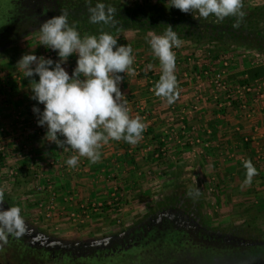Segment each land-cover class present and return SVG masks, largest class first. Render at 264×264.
<instances>
[{
	"label": "rangeland",
	"instance_id": "374dc122",
	"mask_svg": "<svg viewBox=\"0 0 264 264\" xmlns=\"http://www.w3.org/2000/svg\"><path fill=\"white\" fill-rule=\"evenodd\" d=\"M146 1L158 0H126V3ZM242 3L249 6L263 4L264 0H242ZM129 32L130 35L127 37L118 34V42L131 44L134 56L138 59L142 60L140 57L153 54L147 40L149 35L131 30ZM38 37L39 27L30 30L9 48L0 51V113L9 112L5 110L6 106L16 114L21 111L20 118H14L16 120L14 122H2L0 118V127H4V133L0 134V146L5 150L0 160V191H3L4 198L11 206L20 208V215L26 222L36 226L55 243L99 242L125 232L150 209L156 212L166 207L167 201L164 199L167 192L181 193L185 190L194 192L199 189V195L194 197L201 200L202 215L209 225L222 230L233 227L246 228L243 230L250 231L251 235L257 232L264 235V136L257 138L255 135L257 132L249 135L243 131L248 123L258 117L261 119L256 124V129L264 131V78L263 81H253L249 84L251 85L249 91L243 89L241 87L243 84H240L246 71L251 67H257L252 65L251 57L264 55L254 49L192 45L185 41H182L179 48H173L177 66H175L176 97L172 103H168L164 97L162 108H169L170 113L175 115L165 122L163 127H151L152 129L145 127L146 136L138 142V148L141 150V153L138 152L140 156L138 161L141 160L147 167L144 168L142 165V169L139 167L140 169L124 177L119 175L123 172L121 173L118 167H116L118 175L108 176L114 170L101 172L105 177L102 179L107 180V184L101 186L102 191H96L95 198L91 199L110 201L111 206L105 205L99 212H90L89 219L79 223L67 214L72 206H67L64 201L62 204L59 199L62 195L59 192L67 191L65 186L62 187L63 182L59 183L61 181L59 178L50 180L52 187L55 188L57 201L60 202L58 205L64 206V209L52 213L50 217L40 214L43 210H40L39 204L48 201L49 193L46 186L39 190L35 182L36 154L29 151H26V154L21 152L22 146L31 145L21 141L23 136L21 133L24 131L21 128L26 126V121L21 118L23 116L25 118L29 111L26 112V78L16 66V62L26 50L37 51ZM178 50H182V53ZM73 59L71 55L68 61L71 60V64L75 63L76 59ZM153 62V65L160 63L155 60ZM258 62L264 64V60ZM139 63L136 62L138 65ZM134 68L136 76H140L142 73L139 67ZM160 72L161 70L151 74V77L160 75ZM217 73L221 76L219 82L226 81L225 89L217 87L215 82ZM237 96L242 98L236 99ZM17 100H21L19 108L18 103H15ZM125 100L138 102L132 95ZM201 105L204 106L203 109ZM149 114L145 118H148ZM31 115L29 114V117ZM234 115H238L240 119L236 120ZM139 116L142 117L141 114ZM198 117L202 119L198 121ZM33 123L30 122L32 131L44 135L46 129ZM208 129L210 133L205 131ZM188 133L190 137H187ZM252 135L254 136L251 137ZM197 137L207 138L211 143L202 154L198 153L200 143L190 144V140ZM246 137L249 141L245 140ZM162 138L165 141H162ZM115 142L117 143V140ZM11 143L19 145L12 151L11 146L9 147ZM38 143L37 141L36 144ZM161 144H166L168 149L164 154L159 152L155 157L152 149H158ZM242 159L251 160L257 169L251 184L243 183L246 168ZM15 169L17 173L14 177L10 176V171ZM236 169L239 171L245 169V174H238ZM232 172L236 174L233 175ZM45 182L41 178L39 183L44 187ZM80 185L84 188L87 186L85 183ZM115 188L119 197L117 200H114L116 195H111ZM84 191L86 192V189ZM85 196L87 197L84 194ZM87 200L88 198L83 201ZM78 202L81 203L82 200ZM76 208L75 205L74 209ZM163 213L164 211L161 214Z\"/></svg>",
	"mask_w": 264,
	"mask_h": 264
},
{
	"label": "clouds",
	"instance_id": "9594fccd",
	"mask_svg": "<svg viewBox=\"0 0 264 264\" xmlns=\"http://www.w3.org/2000/svg\"><path fill=\"white\" fill-rule=\"evenodd\" d=\"M85 2L91 23H116L115 6L105 0H96L95 4L92 0ZM167 7L190 12L196 19L213 16L216 22L236 16L234 27L239 26V18L245 15L242 0H168ZM68 15L65 9L39 24L37 45L54 51L58 59L29 51L21 55L16 66L24 78H30V99L36 101L32 111L36 123L46 129L43 140L61 149L75 150L77 154L66 160L67 165L75 167L80 157H87L92 163L100 160V149L110 140L138 143L146 125L140 116L129 115L120 87L123 74L135 72L132 47L119 43L117 36L106 31L81 35L69 23ZM147 40L161 68L154 94L172 103L177 85L173 48H179L182 41L171 25L162 34H149ZM72 54H76V63L70 74L64 65ZM244 167L243 183L251 184L257 169L251 160H245ZM189 195H199V189ZM20 211L18 206L4 207L0 191V241L6 240L8 233L19 235L24 231Z\"/></svg>",
	"mask_w": 264,
	"mask_h": 264
},
{
	"label": "flooded vegetation",
	"instance_id": "af4514ba",
	"mask_svg": "<svg viewBox=\"0 0 264 264\" xmlns=\"http://www.w3.org/2000/svg\"><path fill=\"white\" fill-rule=\"evenodd\" d=\"M65 9L68 0H0V28L7 24L0 51ZM3 206L12 207L6 199ZM22 219L24 231L0 241V264H261L253 249L264 246L238 244L235 234L211 230L179 206L158 209L137 227L99 242L55 243ZM167 234V241L157 242Z\"/></svg>",
	"mask_w": 264,
	"mask_h": 264
},
{
	"label": "trees",
	"instance_id": "16d2710c",
	"mask_svg": "<svg viewBox=\"0 0 264 264\" xmlns=\"http://www.w3.org/2000/svg\"><path fill=\"white\" fill-rule=\"evenodd\" d=\"M95 2L96 0H92L93 4ZM105 2L118 9L114 25L91 23L88 19V5L85 0H68L69 23L74 24L81 35L98 34L101 31H106L115 36L130 30L144 35L151 33L162 34L168 25H171L181 41L189 42L192 45L207 44L211 47L217 46L218 48H247L254 49L264 55V3L249 6L243 4L245 15L243 18H239V26L234 27L238 20L236 16L226 17L222 22H216L213 16L207 19H196L190 12H182L175 7H167L168 0L132 4L121 3V0H105ZM1 27L0 30H4L7 24H3ZM27 32L28 29L26 28ZM263 77L264 68L262 66L251 67L240 80V84L248 85L253 81L263 79ZM2 156L3 154L0 155V160ZM190 191L185 190L181 193L167 192L164 199L167 201L166 206H179L186 209L187 212L193 213L200 220V224L207 225L211 230L221 233L230 232L227 236L235 234L233 237L236 238L235 242L238 244L243 240L260 241L261 244H264V235L259 232L251 235L250 231L243 230L246 228L233 227L229 230H222L221 228L209 225L202 215L201 200L196 199L194 195L190 196ZM3 199H6L4 198V194ZM154 214V210L150 209L132 227H137ZM168 236L169 234L156 237L157 242L163 241L161 239L167 241ZM175 236L173 238L177 239L176 233ZM253 252L258 257V261L264 264V246H256Z\"/></svg>",
	"mask_w": 264,
	"mask_h": 264
},
{
	"label": "crops",
	"instance_id": "0c3cea01",
	"mask_svg": "<svg viewBox=\"0 0 264 264\" xmlns=\"http://www.w3.org/2000/svg\"><path fill=\"white\" fill-rule=\"evenodd\" d=\"M120 35H123L122 37H127L130 35V32L125 31ZM120 43H122V41H120ZM185 43H189V42H185ZM46 50L47 49H45L44 46L39 45L37 51L34 49H28L26 50V52L34 51L37 55H41L42 53H43L42 55H44ZM178 51L181 52L182 50H178ZM134 55L135 52L133 50V56ZM148 56L150 57L148 58ZM148 56L140 57L143 58L142 60L138 59L137 56H134L135 59H134L133 67L134 66L139 67V71H141L142 74L140 73L141 75L137 77L135 73L132 75L131 73H124L123 74L124 79L120 84L121 90L124 93V99L127 97H131L132 95L135 97V100H137L141 104L146 105L145 107L148 108L146 109H147V115L150 113L149 117L144 118L140 116L142 122L146 124L147 129L148 127L150 128L151 127L158 128V126L163 127L164 123L168 122V120H170L173 117V115H175L173 113H170L169 108H165V107L162 108L163 100H161V97L156 96L154 94V90H151L150 88L151 85L154 86V84L159 80L160 75L156 74L157 76H154L153 78L151 76L157 73V71H160L161 68H160V63L158 65L157 63L153 65L154 64L153 60L159 62L158 58H156L153 54H149ZM72 57L76 59V54H72ZM144 58H146L147 60ZM71 62H72L71 60L70 62L67 61V63L64 65V67L66 68V70L69 71V73H70L69 66ZM136 62L137 63L140 62L139 65L136 64ZM176 71L177 69H174L175 74ZM36 78L38 79V77ZM29 79L30 78H26V112L29 111V114L32 115L29 117V114H26L25 118L24 116L23 118H21L22 120L26 121V126L21 128L22 130H24L21 133L23 135L21 137V141L24 144L26 142L29 143L31 145L30 146V149L32 150L31 152H34L36 154L37 169L35 171L36 174H34L36 178L35 182L37 181L38 178L40 179L49 178L51 180H57V178H59L61 180L59 183L63 182L62 187L65 186V188H67V191L59 192L62 194L60 195L59 199L62 200L66 195H73L75 197V200L79 201V200H86L89 197L95 198V195L97 194L96 191H100V190L102 191L101 186H105L107 184L106 182L107 180L105 181V179H102L105 177H101L102 171L104 172L106 170H110V171L114 170V172L108 174V176L110 177L111 175L112 176L118 175L116 169V167H118L120 172L121 173L123 172L122 174L119 175H122L124 177L130 175L131 172L136 171L142 165L144 168L147 167L145 164H143V162H141V160L138 161V158H140L138 152L141 153V150L138 148V143L130 144L124 140H119L117 141V143L115 142L116 140H110L107 144H103L102 148L100 149L101 158L95 163L90 162L87 157H80L78 163L81 161L84 162L83 166H79L78 164L75 167L67 165L66 163L67 158L71 155L77 154L75 150H72L70 148L61 149L53 142L44 141L43 140L44 135H40L36 132H33L31 129L30 122L33 123L34 120L37 119V117L32 111V106L36 104V101L30 99L29 88L31 86V81ZM151 98H153L152 102H150ZM15 103H18L17 106L18 108L21 107L20 105L21 100H17ZM7 107L8 106H6L5 110L9 112H5L3 114L0 113V118L2 122L3 121L14 122L16 121L14 118H20L21 111H19L16 114L15 111L11 112L10 108ZM39 107L43 108V105H39ZM158 107L160 110L157 109ZM203 108L204 106L202 107V109ZM161 109L164 110L163 113L161 112L162 111ZM202 109L200 111H202ZM137 115L139 116V114L136 113L131 117H135ZM233 117H235L236 120L240 119L238 115H234ZM201 119L202 118L200 117L197 118L198 121H200ZM260 119H261L260 117L256 118L255 120L253 119L250 123L246 125L245 128H243V131L249 135L253 134L255 131L257 132L255 133L257 138H259V136L263 137L264 131L263 130L258 131L256 129L257 126L256 124L260 122ZM149 131L151 130L149 129ZM253 136L254 135H252L251 137ZM35 139H37V141L39 142L38 144H36L37 141ZM18 145L19 144L17 143H11L9 144V147L11 146V149L13 151ZM21 152L26 153L25 148H23V146ZM143 167H141V169ZM236 171L238 172V174L239 173L242 175L243 173L245 174V169L240 171L239 169H236ZM61 174L63 175L61 176ZM232 174L234 175L236 173L232 172ZM80 183L81 184L85 183L88 187L86 186L84 188V186L80 185ZM68 184H69V189H68ZM90 187L91 189H89ZM84 189H86V192L84 191ZM84 194L87 195V197L86 196L84 197Z\"/></svg>",
	"mask_w": 264,
	"mask_h": 264
},
{
	"label": "built area",
	"instance_id": "2783aa9c",
	"mask_svg": "<svg viewBox=\"0 0 264 264\" xmlns=\"http://www.w3.org/2000/svg\"><path fill=\"white\" fill-rule=\"evenodd\" d=\"M254 5H257V4H254ZM44 56H51L52 58L56 57V53L50 49H47L44 53ZM251 60H252V65L253 66H262L264 68V64L258 62V61H263L264 60V57L263 56H256V57H251ZM76 63V62H75ZM75 63H72L70 64V74H71V71H72V68L75 66ZM255 63V64H254ZM225 65H227L226 62H224ZM139 71H136V73H138ZM224 72V71H222ZM220 74L217 73L216 74V84H217V87L219 88H222V89H225L226 88V81H223V82H219L220 80ZM264 78V77H263ZM260 80V79H258ZM258 80H256V82H258ZM263 81V79H261ZM251 85H242L241 87H243V89H247V91L250 90V87ZM239 87V86H238ZM151 90H154V86L151 85ZM239 91V90H238ZM240 92V91H239ZM242 98V96H240ZM239 98V96L236 97V99H241ZM161 100H164V97H161ZM242 101V100H241ZM126 106L127 108L129 109V115L130 116H133L134 114L138 113L139 115L141 114L142 117H146L147 116V109L145 107L144 104H141L139 102H129V101H126ZM244 106V105H243ZM197 106L195 105L194 108H196ZM34 123H36V120H34ZM192 129H195L194 127H192ZM207 131L208 133H210V130H205ZM4 133V127L1 126L0 127V134H3ZM146 133H147V129L145 128L144 131H143V134H142V138H144L146 136ZM205 133V132H204ZM190 133H188L187 137H190L189 136ZM246 141H249V138H245ZM162 141H165L164 138H162ZM195 143H200L201 146H200V150H198V153L199 154H202L204 153V151L209 148L210 146V140L207 139V138H200V137H197V138H194L193 140L191 139L190 140V144H195ZM23 148H25V152L26 151H29L31 153V149L30 147H27L26 145L23 146ZM158 149H152L155 153H154V156L157 157L159 155V152H162L164 154L165 150L168 149L167 145L166 144H161L160 147H157ZM150 149V148H149ZM195 149V147H194ZM4 147L3 146H0V155H2L4 153ZM157 151V152H156ZM26 154V153H25ZM161 154V153H160ZM31 157V155H29ZM244 160L242 159V162ZM52 163V162H51ZM79 166H83L84 165V162H79L78 163ZM16 169L13 171L11 170L10 171V176L14 177V175L17 173L15 172ZM101 177H103L101 175ZM46 179V180H45ZM13 180V178H12ZM40 178L37 179L36 181V184L39 188V190H43L46 186L47 188V191H48V196H49V199L48 201H46V203L43 202H40L39 204V207H40V210L42 209L43 211L40 212V214H43L44 216L46 217H50L52 215V213L54 212H57L59 211L60 209H64V206H60L59 207V203H58V197H57V194L56 192L54 191L55 188L52 187V184H51V180L49 178H43L42 180L46 181L45 182V185L44 187L41 186V184L39 183L40 182ZM112 196H115L116 197L114 198V200H117L119 197H117L118 193H117V190L115 188L114 192L111 194ZM47 196V197H48ZM63 201L65 204H67V206H72L71 210L69 209V212H67V214H69L68 216L74 220V221H78L79 223H84L86 219H89V215H90V212H99L101 209L104 208L105 205H110L111 202L110 201H107V202H103L102 200H97V199H94L92 201V199L89 197L87 202L83 201L81 203H79L78 201L76 202L75 200V197L73 195H66L64 196V198L61 200V203L63 204ZM74 204L77 206L76 209H74ZM111 206V205H110Z\"/></svg>",
	"mask_w": 264,
	"mask_h": 264
},
{
	"label": "water",
	"instance_id": "95a60500",
	"mask_svg": "<svg viewBox=\"0 0 264 264\" xmlns=\"http://www.w3.org/2000/svg\"><path fill=\"white\" fill-rule=\"evenodd\" d=\"M241 245H255V244H261L260 241H245L243 240L242 242H239Z\"/></svg>",
	"mask_w": 264,
	"mask_h": 264
}]
</instances>
